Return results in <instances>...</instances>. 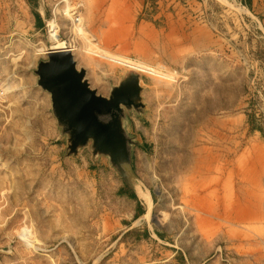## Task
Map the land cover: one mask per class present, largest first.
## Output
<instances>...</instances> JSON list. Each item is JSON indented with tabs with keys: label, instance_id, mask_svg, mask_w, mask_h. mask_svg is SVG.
<instances>
[{
	"label": "rangeland",
	"instance_id": "1",
	"mask_svg": "<svg viewBox=\"0 0 264 264\" xmlns=\"http://www.w3.org/2000/svg\"><path fill=\"white\" fill-rule=\"evenodd\" d=\"M132 2L0 0V264H264V0ZM52 31L104 96L130 71L105 56L145 68L141 217L108 156L69 154L36 73Z\"/></svg>",
	"mask_w": 264,
	"mask_h": 264
},
{
	"label": "water",
	"instance_id": "2",
	"mask_svg": "<svg viewBox=\"0 0 264 264\" xmlns=\"http://www.w3.org/2000/svg\"><path fill=\"white\" fill-rule=\"evenodd\" d=\"M36 73L38 84L51 94L53 112L67 136L69 154L91 145L94 155H105L125 182L136 187L132 168L135 144L125 126L126 110H140L141 76L130 70L109 96L99 94L86 77V69L78 68L71 50L48 51Z\"/></svg>",
	"mask_w": 264,
	"mask_h": 264
},
{
	"label": "bare ground",
	"instance_id": "3",
	"mask_svg": "<svg viewBox=\"0 0 264 264\" xmlns=\"http://www.w3.org/2000/svg\"><path fill=\"white\" fill-rule=\"evenodd\" d=\"M65 11H66V13H68V10H65ZM75 21H79V19L76 18ZM52 27H53V30H55L56 26L52 25ZM50 37H51V40L55 42V44L51 48L59 49V50H71V51L73 50V48L71 47L72 43H68L64 40H61L59 38V34L56 31H52V33L50 34ZM105 57H107L108 59L112 60L115 63H119L123 66L128 67L132 71H135V72H140L139 70L145 71L144 67H142L140 65L133 64L132 62L127 61L126 59L124 60V59H121L118 57H109V56H105ZM136 190H137V192L141 198H142V195L144 193V196L147 199V202H149V205L151 206L150 203H151V201L153 202V198H152V195H151V192L149 191V189L143 188V186L141 184H137ZM237 213L240 215L239 211H237L236 214ZM250 215H252L251 211H246V212H242L241 216L234 215V217L236 218V221H242L243 219H245L246 217H249ZM143 218H147V216L143 217Z\"/></svg>",
	"mask_w": 264,
	"mask_h": 264
},
{
	"label": "crops",
	"instance_id": "4",
	"mask_svg": "<svg viewBox=\"0 0 264 264\" xmlns=\"http://www.w3.org/2000/svg\"><path fill=\"white\" fill-rule=\"evenodd\" d=\"M136 2V3H135ZM132 4H136V5H138L137 7H136V9H131V10H137L136 12H137V14L136 15H138V10H141V8H143V5H144V2H143V0H133V2H132ZM40 13V15H41V17H42V14H41V12H39ZM136 15H135V17L133 16V12H132V17L131 16H129V18L131 19V20H133L134 18H136ZM147 23V22H146ZM123 24H125V23H123ZM170 26V25H169ZM151 30H153V27L151 28ZM176 30H185V29H176ZM155 31H157V29L155 30ZM175 31V30H174ZM156 34V33H155ZM174 35H176V34H174V33H170L169 35H168V37L170 38V40H173L174 39ZM184 36H186L187 37V35H185V34H183ZM184 38V37H183ZM188 38V37H187ZM194 42V41H193ZM197 42V41H196ZM211 43V42H210ZM178 44H172V46H177ZM198 45H200V44H198ZM193 46V45H192ZM206 46H208V43H206ZM194 47H196V46H193V48ZM198 48V47H197ZM133 147H132V157H133V155H134V152H133ZM135 155H137V156H139L140 155V152H136V154ZM138 184V183H137ZM119 193H120V196L121 197H123L124 199H128L129 197H132L131 195L132 194H135L136 196H137V198H134V199H136L137 201V204L135 205V208L133 209V213H132V215L135 217V218H138V217H141V216H143L144 214H145V212L147 211V205H146V203L145 202H143L144 200L139 196V194H138V192H137V190H136V187H131L130 189H128L127 188V186H125L124 184H122L121 186H120V189H119ZM152 195V194H151ZM133 198V197H132ZM143 200H141V199ZM153 198V197H152Z\"/></svg>",
	"mask_w": 264,
	"mask_h": 264
},
{
	"label": "trees",
	"instance_id": "5",
	"mask_svg": "<svg viewBox=\"0 0 264 264\" xmlns=\"http://www.w3.org/2000/svg\"><path fill=\"white\" fill-rule=\"evenodd\" d=\"M241 2H243L244 4H246V5H250L251 4V2H252V0H240ZM35 16H36V18H37V20H38V23H39V20H41V15L36 11L35 12ZM133 198H137V196L135 195V194H132L131 195Z\"/></svg>",
	"mask_w": 264,
	"mask_h": 264
},
{
	"label": "built area",
	"instance_id": "6",
	"mask_svg": "<svg viewBox=\"0 0 264 264\" xmlns=\"http://www.w3.org/2000/svg\"><path fill=\"white\" fill-rule=\"evenodd\" d=\"M76 18H78V17H76Z\"/></svg>",
	"mask_w": 264,
	"mask_h": 264
}]
</instances>
